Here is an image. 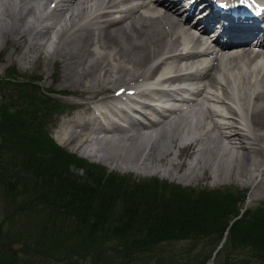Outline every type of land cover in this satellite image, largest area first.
I'll return each mask as SVG.
<instances>
[{
    "label": "bare ground",
    "instance_id": "bare-ground-1",
    "mask_svg": "<svg viewBox=\"0 0 264 264\" xmlns=\"http://www.w3.org/2000/svg\"><path fill=\"white\" fill-rule=\"evenodd\" d=\"M7 1L0 0V37L6 38L5 43L11 41L15 46H19L34 31L38 33L29 24L22 27L25 15L28 14L30 20L38 23H43L48 14L57 15L55 23L47 26L46 33H59V44L52 51H46L47 56L51 54V60H56L63 56L61 53L68 55L63 59L62 81L78 86L76 92L81 95L101 93L120 82L111 91L117 90L124 94L132 89V95L142 98L146 103L156 94L171 96V93H162L156 89L162 85L179 83L183 79L195 84L204 81L201 88L196 87L198 94L192 107L182 114L174 113L176 116L171 120L162 117L165 116L164 112L158 114L157 110L145 104H140L136 111L128 109L130 115L109 104L115 102L126 106L131 101L128 103L130 106L138 103L133 97L121 101L117 97L96 100L97 115L87 114L88 124H65L61 131L67 138L62 141L57 137L58 144L62 145L61 142L77 137L81 145L84 143L92 147L90 143H93L95 147L92 150L100 154L97 159L109 165L114 164L120 169L127 166L128 169L139 168L153 174L163 173L178 181L194 180L204 174L214 182L236 179L243 184L255 186L260 176L264 180V66L260 68L258 65L260 59L264 60V47L255 53L243 47L240 53L225 57L221 55L212 63H207L210 54L198 55L203 60L202 64L189 67L188 72L179 73L189 64H181L180 61L191 59L196 53L190 50L197 45L202 47L204 43L194 35L192 27L186 26L185 20L180 21L153 9L158 6V0H98V5L94 4L98 8L104 6L106 10L122 7L111 14L91 11L85 2L90 0H40L36 4L31 2L34 5L30 4L26 14L12 13L9 20H16V24L6 21L9 17L6 8L11 5ZM11 1L20 3L25 0ZM133 2L135 5H132ZM51 3H54L52 9H48ZM68 3L71 5L65 9L64 5ZM37 6H42V9L33 14ZM68 20H72V24L67 25ZM60 23L64 24L57 26ZM68 35L71 36L67 38ZM39 38L42 41L43 38ZM230 38L226 37L227 40ZM64 45L68 50L60 53ZM39 47L35 48L29 42L19 60L29 61L34 53L35 60L42 52L39 51L38 55ZM45 55L44 61L47 58ZM87 56H91L90 61ZM76 59L80 60L79 63L75 62ZM94 66L102 70V79L92 83ZM122 78H125L124 81L119 80ZM83 79L88 80V83ZM218 107L228 114L227 118H222V123L214 120L215 117L221 118L215 110ZM115 120H122L124 126H118ZM192 128L197 129L196 138H181L183 130ZM221 141L225 143L223 147L218 145ZM180 148L191 149L193 158L178 172L180 162L175 152ZM86 149L80 153L92 157V150ZM232 149L234 154H230V169L226 170L223 157ZM172 150L174 154L172 152L173 156L168 158ZM212 165L214 169H211Z\"/></svg>",
    "mask_w": 264,
    "mask_h": 264
},
{
    "label": "trees",
    "instance_id": "trees-1",
    "mask_svg": "<svg viewBox=\"0 0 264 264\" xmlns=\"http://www.w3.org/2000/svg\"><path fill=\"white\" fill-rule=\"evenodd\" d=\"M10 72L0 78V264H32L17 253L26 244L46 264H207L224 231L212 264H264V209L236 219L244 192L129 183L67 153L47 133L60 105L38 78Z\"/></svg>",
    "mask_w": 264,
    "mask_h": 264
},
{
    "label": "rangeland",
    "instance_id": "rangeland-1",
    "mask_svg": "<svg viewBox=\"0 0 264 264\" xmlns=\"http://www.w3.org/2000/svg\"><path fill=\"white\" fill-rule=\"evenodd\" d=\"M39 1L40 0H25L23 2H20L21 5H20V3H15L11 0L7 1L11 5L6 8L7 11H9L8 12L9 17L6 19L7 16H5L6 21L13 23V24H16V20H9L12 17L11 14L12 13L15 14L17 12L26 14V9L30 6V4L34 5ZM31 2L34 4H32ZM41 2H43V0H41ZM85 2L87 4L86 6L89 7L91 11L98 10V7H97V5H98L97 2H99L98 0L95 1L96 3L93 0L85 1ZM69 4L71 5V3H68V5L66 4L67 6L64 5V8L66 9L69 6ZM94 4H97V5H94ZM72 5H74V3ZM94 6H95V8H94ZM41 9H42V6H40V7L37 6V10L34 9V11H36V12L33 14H36L37 12L39 13V11ZM88 11L86 13H89ZM66 15H67V13H66ZM80 15H82V14H80ZM56 16L57 15H55L54 13L48 14L47 18L43 21V23L42 22L38 23V22H33L32 20H30L31 16H29L28 14L25 15L24 20H22V23H21L22 27L25 28L29 24L33 27L32 30L33 31L38 30L37 31L38 33L36 34L34 31L28 37H25L23 39L24 41H22L19 46H15L14 43L11 41H8L5 43L6 38L1 39V37H0V78L3 77L7 73L6 69H10V68H12V69H10L8 71H11L10 74L15 79H17L18 82H26L27 81L26 79H28V81H31V80H34L36 78H39L40 82L38 84L34 83V85L37 88H39V89L41 88L44 91H46V94L49 93L48 97L50 98V101L52 103H58L60 105L59 110L65 109L63 112L64 114L62 116L58 117L57 119L54 117L53 121H51L48 124L49 128L47 127V133L49 134V136L52 138V140L54 142H57L56 141L57 137L60 138L62 141L64 138H67V135H64L61 131V130H63V128H65V126L60 125V123L62 122V121H60L61 118H63L64 116H67V115H70L71 117H73V116L79 114L80 112L86 110L89 107V104H93L94 102H96V100H99L101 98H107V97L111 96L113 94V91H114V90L111 91L113 89V87L116 84L118 85V83H120V82H117L114 86L107 88V90L105 89L106 91L104 90L101 93H94L95 95L89 94V93L81 95L79 92H76V90H79L78 86L74 87L73 85H69V84L62 81L63 59H66L68 57V55L65 53H61V52H66L68 50L67 46L64 45L63 51H60V53L63 55L61 58L55 57L56 60H51L52 55L49 54L47 56V54H48L47 52L52 51V49L55 48V46H58V44H59V38H58L59 33L58 34L54 33V32L46 33L47 26L49 27L53 23H55L54 21L56 19ZM66 18H67V16H66ZM75 19L78 20L77 17H75ZM63 24L64 23H62V24L60 23L57 26H62ZM66 24L67 25L72 24V20H68L66 22ZM77 24H83V23L78 22ZM54 28H57V27H54ZM64 29L66 30V28H64ZM44 34H46V35H44ZM42 36H44V37H42ZM70 36L71 35H68L67 38ZM39 37L43 38L42 41H40ZM46 38H47V40H46ZM36 41L38 43L42 42V44H38ZM29 42L32 43L33 47H35V48L40 46L37 49L38 55L40 53L39 51H42V52L40 53V55L35 60H34V58L36 57V55L34 53L31 55L32 57L29 61H23L22 59L20 61L19 60L20 55L23 52V49H25V46ZM92 47L90 46V48H92ZM46 50H47V52H45ZM72 51H75V50L72 49ZM96 52H97V50H96ZM33 55H35V56H33ZM44 55L47 56L45 61H44ZM87 57L89 58V60L87 58H86V60L90 61L91 56L90 57L87 56ZM143 59H145V57ZM78 60L79 59H76L75 62H78ZM78 68H79V66L76 65V69H78ZM96 70L97 71L100 70V72L97 73ZM101 73H102V70L100 68H97V66H94L93 71L91 73V82L93 83L94 81L102 79ZM126 78H127V76H126ZM128 78H130V77H128ZM123 79H125V78H122L119 80L122 81ZM83 81L85 83H88L87 82L88 80L83 79ZM79 88H80V86H79ZM97 94H98V96H97ZM103 96H105V97H103ZM63 125H65V124H63ZM76 138L77 137H75V138L71 137L70 139H67V142L65 140V142H61L62 145L61 144H59V145L66 152H68L70 154H74L75 156L82 158L83 160H85L91 164L102 167L106 173L117 174L120 177L126 176V180H128L127 182H129V183L156 179L160 182H166L167 184L175 185V186H178V187L183 188V189L208 190V191H213V190L214 191L215 190L222 191V190L229 189V190H237L240 192L248 191V192H250V197H249L250 199L248 198V200L244 201L243 211L244 210H253L254 208H257V207L264 209V191L259 189V186H257L260 183V181L257 183L255 182L254 187H253V185L243 184L241 181H238L236 179H233V180L226 179V180H220V181L214 182L211 179L207 178V174H204L200 178L190 180V181H178V180H175L172 177L165 175L163 173H160V174L154 173L153 174L152 172H147V171L139 169V168L128 169L127 168L128 166H127V167H123V169H120V168L114 166V164L109 165L108 163L103 162L102 160H98L97 158H98V155L100 156V154H98L99 152H95L92 150L95 147L93 143H90V145H92V147H90L89 145L84 144V143L81 145L80 144L81 142L78 141V139H76ZM78 142H79V144H78ZM79 145L83 149H86V148L91 149L92 153L91 152L90 153L92 154V157H89V158L88 157L86 158V156L82 157L81 156L82 154L78 153V149H75V146H79ZM85 145H87V146H85ZM218 145H220V147H223V145H225V143H224V141H221V143H219ZM220 147H218V148H220ZM172 152L174 154V150H172L170 152L171 154H170V156H168V158H171L173 156ZM236 153H238V152H236ZM175 154H176V156H178L177 157L178 162H180V166L177 167V171L181 172V170L184 167L183 165H185V163L188 162V159L191 158V149H179V151L175 152ZM230 154H234L233 149L231 152H229V154L227 156L223 157V162H225V164H226L225 165L226 170L230 169L229 168ZM206 159H209V158L207 157ZM213 163H216L215 160L213 161ZM214 168H215L214 165H212L211 169H214ZM74 172L78 176H82L81 170L78 169ZM260 186L264 187V183L261 182ZM2 217H3V214L0 211V218H2ZM33 248H34V245H27L26 244L22 251L17 252L18 256L20 258H23V259H29V258H26V257H28L26 255L30 254L29 257H32V259H31L32 264H46V263H44L45 260L41 261V255H40L39 249H35L36 247L34 249ZM35 252H37V253H35ZM42 258H43V255H42ZM47 259H49V258H47ZM55 260H57V259H55ZM48 261H51V259H49ZM54 263L57 264V262H54Z\"/></svg>",
    "mask_w": 264,
    "mask_h": 264
},
{
    "label": "snow or ice",
    "instance_id": "snow-or-ice-1",
    "mask_svg": "<svg viewBox=\"0 0 264 264\" xmlns=\"http://www.w3.org/2000/svg\"><path fill=\"white\" fill-rule=\"evenodd\" d=\"M222 7H225V6H222Z\"/></svg>",
    "mask_w": 264,
    "mask_h": 264
}]
</instances>
